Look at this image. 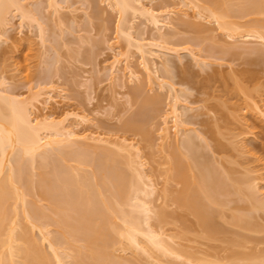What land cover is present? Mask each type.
Returning <instances> with one entry per match:
<instances>
[{
  "label": "bare ground",
  "instance_id": "obj_1",
  "mask_svg": "<svg viewBox=\"0 0 264 264\" xmlns=\"http://www.w3.org/2000/svg\"><path fill=\"white\" fill-rule=\"evenodd\" d=\"M27 1H29V0H27ZM48 1H49L48 2L49 6L54 5V6H52L54 8L53 11H58V9H57L58 8L57 7L58 2L56 3L57 0H48ZM106 1H108L110 7L112 6L114 8V11L117 10V12L119 13L118 24L116 23L117 24V29H116L117 33L116 34H118L117 36L119 38L123 37L122 39H126L124 41H128L127 45H129L130 47L131 46L136 47V51H138V53L141 56L140 59H143L141 62H143V64H142L143 65V71L146 75L145 80L149 84L153 83V85H154V83H155L154 81H156V77H158L157 75H155L156 74L155 70L157 69V67H156V69L154 67V66H156V64H155L156 62H155L154 58L152 57V62L150 60L151 56L154 53V50L151 51V47L148 48V46H149V44H150V46H154V47L155 46L161 47L162 45H159L157 43V41L153 42L149 39L147 41V38L145 39L143 36L139 37V38L137 36L134 37L133 32H136V31H133V29H135L136 26L134 27V25H135V24H133L134 19L131 20V18L132 17L135 18V16H139V14H142V15L146 14L147 15L146 19H148L147 21H150V24L152 23L153 26L157 29L156 30L158 32L157 34H159L157 38L163 39V38H167V36L165 37V35H164V33L166 31L164 33H162L160 31L162 28L161 26H163V25L165 26L166 24H168V22L165 24V21H163V18L165 16V14L166 15L169 14L171 12V10L170 9H166V10L164 9L163 12L159 13L153 9L152 5H151V7L146 6L144 3L145 2L144 0H106ZM150 1L151 0H149L147 2H150ZM185 1H187V0H185ZM198 1H202V3L204 1V4L202 5V4H198L196 2H193V3H195L193 6H195L198 9L199 6L202 5L201 8L207 10V11H205V10H203V11L208 12V16L211 17V19L212 18L214 19L213 21H215L217 23L216 25H218V28L227 32V34L230 37H234V36L236 37L238 35L241 37H246V38L248 37L249 39H251L250 37H252V38L254 37V39L261 40L264 43V30H263L264 29V17L263 18L260 17L261 16L260 13H262V16L264 15L263 14L264 13V0H237V1L235 0L236 2L239 3L238 8L240 11L238 10L237 5H236L235 1H233V0H198ZM32 2H35V1H32ZM30 3L29 4L26 3V0H0V40L2 38H4L2 36H4L5 31L9 27V23H12V20L10 21L9 17L11 16L12 18H14L12 15H14L15 12L20 15V18L22 19V21H24V23L26 20V22L29 21L30 24L37 25L40 28V30H39L40 34L42 32L41 37L43 38V36H44V39H42V40H44V41H45V39L48 40V38H45L46 37L45 32H44L45 35H43V30H44L43 27H45L46 23L44 25H43L44 22L41 23L43 21L42 20L43 17H41L43 14L41 15L40 13L42 11L36 12V11H39L40 8L36 9V7H34L35 8L34 9L33 6H31L32 4L30 5ZM29 6L32 8H29ZM49 6H47V7L49 8ZM96 7H98V6H96ZM187 9H185V10H187ZM233 9H235L237 12L234 11ZM231 10H233L236 13H239L238 15L241 14L240 16L249 15L250 17H252L253 15H251V14H254L255 16L258 15L259 19L260 18H262V19H260V22H259L258 18L255 19L256 17H252L255 19V22L254 23L250 22L251 24L247 23V25H245V26H247V28L244 29L242 24H240V21H238L237 18H233L237 14H235L234 12L232 13ZM197 11L199 14L200 13L202 14V9L197 10ZM37 13H39V14H37ZM59 13H60V11H59ZM186 13H188V12L186 11ZM194 13H195V11H194ZM50 14H51V12H50ZM199 14H197V15H199ZM39 15H41L40 16L41 18H39ZM128 15L129 16L131 15V17H129ZM180 15H181V13H180ZM161 16H163V18ZM204 16L208 17L207 15H204ZM237 16H235V17H237ZM186 17H188V16H186ZM57 18L60 22H62V23L64 22V21H62L63 19L62 20L60 19L61 15H60V18H59V16ZM252 18H251V20H252ZM166 19H167V17H166ZM254 19L252 21H254ZM164 20H165V18H164ZM257 20H258V22H257ZM180 21H182V23L184 22V23H188V24L191 22V21L190 22L186 21V19H183ZM236 21H237V23H234ZM192 23L195 24V27L201 26L199 24L196 25V23H194V22H192ZM174 24H176V23H174ZM60 25H61V23H59V26ZM189 25H191V24H189ZM248 26H249V28H248ZM154 27H152V28H154ZM174 32H176V31H174ZM166 33H168V32H166ZM140 34H142V33H140ZM170 35H172V34H170ZM170 35H169V37H170ZM229 36H228V38H229ZM174 37H176V36H174ZM79 39H80V37H79ZM82 39H84V38H82ZM89 39L90 38H88V40ZM241 39H243V38H241ZM166 40H169V39H166ZM257 40H256V42H257ZM235 41H237V40H235ZM256 42H255V44H256ZM164 43L165 42H163V45H168V43L167 44L166 43L164 44ZM240 43H241V41H240ZM247 44H249V43H247ZM260 44H262V43H260ZM111 45L113 46V44H111ZM171 45L172 44H169L168 46H170V47L166 46V48L171 49ZM250 45H252V44H250ZM217 46H219V44ZM257 46L254 47L256 49L251 48V50L253 49L254 52H256V54H257V51L259 50V48ZM164 47L162 46L161 48H164ZM173 47H175V46L173 45ZM259 47H261V46H259ZM129 48H127V49H129ZM182 48H185V46ZM223 48L224 47L222 46V49ZM229 48H231V47H229ZM236 48H237V46H236ZM257 48H258V50H257ZM173 49L175 50V48H173ZM174 50H170V51L173 52ZM180 50L181 49L175 50L176 53H178V55H179V52H177V51H180ZM236 50H239V49H236ZM260 50L261 51H258V52H262V48H260ZM189 51L191 52V50H189ZM249 51H250V49H249ZM121 53L122 52L118 51V54H121ZM127 53L129 54V52L126 51V54ZM223 53H225V51ZM250 53H251V51H250ZM126 54H125V56H126ZM155 54L157 55L156 52H155ZM258 54H260V53H258ZM263 54H264V51L262 52V55ZM128 56L130 57V55H128ZM167 56H165V59ZM155 57H157V56H155ZM195 57L197 59V56L194 55V58ZM180 59H181V57H180ZM196 59H193V60L195 61ZM130 60H131V57H130ZM148 60H150V62ZM153 60H154L155 65L152 64ZM166 60H165V63H166ZM178 60H179V58H178ZM120 61H122V60L119 59L118 57L116 58V55H115L114 59L110 62L111 64L109 65L110 66L109 68H111L113 70V73L116 74V75L114 74V76H113V74H111V75L114 78H116L117 76H118V78L119 77L121 78L123 75H124L123 77H125V74H127V75L129 74L131 79L133 77H135L136 73L134 74V72H137V71H135V69L133 67H130L133 64L132 65L129 64V62H130L129 59L126 57L124 60L125 64L123 65V67H122V65H120L119 66L120 68H119L118 65H119ZM160 61H161V58H160ZM182 62H183V59H182L181 63ZM196 62L199 63L200 61H196ZM160 64H162V62ZM167 64H168V62H167ZM166 65H163L165 70L168 69V67H169V66L167 67ZM174 65H175V63H174ZM176 65L178 66L179 64H176ZM49 66H50V64H49ZM165 66L167 68H165ZM202 66H204V65H202ZM23 68H24V66H23ZM132 68H133V70H132ZM169 68H171V67H169ZM49 69L51 70V68L49 67L47 69V71ZM50 70H49V72H47L48 74L50 73ZM117 71L122 72V73L117 75ZM110 72H112V71L110 70ZM126 72H128V73H126ZM166 72H168V74H169L170 71L166 70ZM145 75H144V77H145ZM170 75H171V73H170ZM160 76H161V74H160ZM123 77H122V79H123ZM165 77H167V76H165ZM4 79L7 80L6 78H4ZM4 79H2V78L0 79V264H129V263L130 264H138L139 263L138 261H137L138 263H136V262L134 263L132 259L130 262L129 257H128L127 261H124V262L119 260L120 258L119 259L116 258V257L121 256L118 254H117L118 255L117 256L116 252L114 253L115 246L117 247V245H119V246L121 245V248L124 250L126 247H129V248L133 247V249H136L134 251L138 250L139 255L143 253V256L146 255L147 257H150V259L153 258L155 262H156L155 259H157V258L163 259V258H169V257H170L169 258L170 260H172L171 257L175 258V260H179V261L181 260V262H179L178 264H180V263L183 264V263H187V262L189 264H190V262H191V264L192 263L195 264L196 262L198 263V261L202 262V263H203V261H207V259H204L203 256H201V255H200V257H202V258H197V256H199L198 254H196L197 256L194 254V252L191 254L190 252H192V251H188L185 248H182L183 246H181V247L178 246L179 248L176 245L174 246L173 243L175 241L173 242V238L175 236H171L170 233L168 234L167 231H165V227L164 228L162 227L164 225L163 221L166 220L164 217H165V213L167 214V212L164 213V211H162V209L164 210L165 208H160L161 210L156 209L157 206L155 207L156 204L153 203V201L160 194L159 188H158V186L156 187L157 184L154 181L155 179H153L152 174L150 175V174H148L149 172L148 173L145 172L146 169L144 170V165L146 163H145V161L143 162L141 160V158H142V155H140L141 152L140 153L138 152L139 150L136 149L134 143H128V140H125L127 138H125L124 140L121 139V141L124 142V144L120 143V140L117 143L118 140L116 141V139L118 137L115 139H112L111 137L109 138L108 136H104L103 133L94 132V129H93V132L91 130H89V132H87L85 130V131L79 133V131H77L75 129L76 128L75 125H77L78 123H81V122L87 123V121H90L91 118L88 120L89 117L84 112L83 113H78V111L74 112L73 109H72L73 111H71L69 109H64V110L62 109V111H60L61 113L60 112L56 113L57 111L55 112L54 110L53 111L49 110V112L42 115V117L40 116V118L38 116H37L38 117L37 118L35 115H34L35 116L34 117L33 111H34V108L37 107V103L42 104V103L46 102V104H47L51 99L52 100L54 99L53 96L50 95L51 93H48L49 90L47 91V93L45 92L46 90L44 92L42 91L43 93L47 94L43 97H42L41 91H35L32 93L30 92L31 96L30 95L23 96L21 93L14 94V93H11V91L9 89L8 90L5 89L6 83H5ZM29 79H30V77H29ZM125 79H124V81H125ZM163 80H164V78H163ZM164 83H167V82L162 81V83H160L161 86H163L162 84H164ZM167 84H169V86H167L169 89V90L167 89L168 91H170V92L175 91L173 95L169 94L170 96H172L171 97L172 103L170 106L171 108L168 107V108H170L169 113L172 114V116H171V118L173 117L172 123H174L173 126L175 128V131L173 133L174 134V136H173L174 140L173 141L175 142V144L179 148H182V149L184 148L183 150L186 149L185 150L186 152L185 151L183 152V150L181 149V151L183 153H185V155L182 156L183 153L180 151V149L176 150V149H178V147L175 150L173 148V150L175 152L172 151L173 155L170 153L172 156L169 155V157L171 156V158H169V160H168L171 163V166H169V169L165 168L167 170V172L165 171L167 179L171 177L173 179H178L179 182L182 181L181 185H183V187L181 189L178 188V189H180V191L176 189V191H179V192H177V194L174 195V197H173L174 201H176V203H178V204L184 205L185 206L184 208L187 207L188 210L193 211L195 213V215L197 216V217H195V218H197L196 219V221L198 222L197 225H199L202 228V231H204L203 233L205 235L207 234L209 237H213L215 234L217 235L219 232L228 231V230H226L227 225L220 222L219 219L217 218V220L220 223H222L220 225V223L218 221H216V217L217 216L219 217V215L221 216L223 208L225 207L224 205L228 203L227 202L228 200L232 199L231 198L232 196H230V198L226 197L228 199L226 201V198H224L223 196L235 194L234 195L235 198H236V196H237V198L239 197L240 200L238 199V201L239 202L242 201L243 204H245V206L240 205V207H239V204H238V206L237 205L236 206L240 209V211H241V209H243L245 211L239 212L238 209L235 211L233 210L234 212L232 213V215L229 212V217L230 216L231 217L228 219H230L231 223H233V226L237 225L239 228H242V229L244 228L243 230H245V231L249 230V231L253 232L252 229L254 230L257 226L260 225L259 223H257V221H255V220H257V217H259L256 214H258L260 211H261V213L264 212V189H263L264 184H262V181L264 180V176L262 175V173H263L262 171H264V170H262L260 167L259 168L256 167L257 169L256 168L253 169L254 167L252 168L249 166L250 168H248V165L246 163H245L246 164L245 166L242 165V169L244 167V170H243L244 172L241 171L239 173L234 172L233 168H235V167L232 166L233 168H230L229 166H227L228 165V164L226 165L227 162L224 164V165H226V166H224L226 168H224V169L221 168L222 170H219V168L216 166V164L213 165L214 163L212 164V166H210V164H208L210 162L209 161L210 156L209 157L206 156L205 155L206 152L202 153L203 152L202 148H201L202 151L199 150L201 143L198 142L199 141L198 138H197L198 139V141H197L196 137H198V135H199V137H201V135H200L201 133L200 134L198 133V132H200V130L196 129L197 131L199 130L196 133V130L194 131L193 128L186 126L187 123L190 121H188L187 117H183V116H185L184 115L185 113L183 114V112L187 111L189 107L185 106L186 103H184V105L180 106V101H181L180 96L181 95L179 94L180 95L179 96L178 93H176L181 88L178 90L175 86V83L174 84L173 83H167ZM119 85H120V83H119ZM149 86L150 85H148V87ZM41 90H43V88ZM52 90H53V88H52ZM8 91H10V92H8ZM58 93H60V92H58ZM54 94H56V93H54ZM151 97H153V95L150 97H147V95L143 96L142 102L140 103L141 108H148L150 106L148 104L149 106L146 107L147 103H149V101H151L153 99ZM41 99L43 100V102H41L42 101ZM154 100H156V97ZM157 100H159V99L157 98ZM55 102H58V100H55ZM152 102L154 103L153 100H152ZM152 102H150V103L152 104ZM253 102H255V103H253V105L255 107L259 106V105H257L258 103L256 102V100L255 101L253 100ZM50 103H51V101H50ZM155 104H156V102H155ZM180 107H182V109ZM256 108L260 109L257 111L261 112L260 113V114H262L261 117L264 116V110L261 107H256ZM153 109H155V105H154ZM183 109L184 110L187 109V110L184 111ZM144 110L145 109L141 110L140 112H142ZM143 114L145 115V113H143ZM139 115H142V114H139ZM69 116L71 118L75 117V121H74V118H72L74 122L73 121L68 122ZM133 118H135V117H133ZM183 118H186V119H183ZM191 118H193V116ZM261 120H262V118H261ZM133 121H132L133 123L131 121L130 122L128 121L129 126L127 125V128L132 129L131 127L136 126L135 129L137 128V130H138L139 127H142L143 124L141 122H143V121L138 122V125L141 123V126L140 125L138 126L137 123H135L136 122L135 120H133ZM215 121H216V119H215ZM215 121H214V126L216 124L218 125V123H216ZM75 122H77V124H75ZM164 122L166 124L164 123V126L161 128L162 129L161 132L163 131L162 134L164 136L162 134L161 135H162V138L164 137L163 139L168 140V142H169L168 138H170V137L172 138V136H171L172 134L170 133V131H172L173 128H172V130L171 129L169 130L168 127L170 125L167 126V121L164 120ZM209 123H207V124H209ZM211 124L212 123H210V125ZM247 125H248V123H247ZM88 126L86 128H88ZM211 126H213V125H211ZM215 128L216 127H214L213 130L217 131V129H218L219 134L222 133L221 130H219V128H216V129ZM246 128H244V129H246ZM78 130H81V129H78ZM205 130H203V131H205ZM247 130H248V128L246 129L245 132H247V134H248L251 130H250V128H249V131H247ZM209 132H210V130L206 133V135L209 134ZM243 132H244V130H243ZM142 133H143V131H142ZM193 133H195V134H193ZM241 133L242 132H240L239 134H241ZM250 133H252V132H250ZM219 134L217 133V135H219ZM217 135H215V136L217 137ZM231 136H232V134H231ZM233 136L234 137L236 136V138L239 137L236 134ZM242 136H244V134ZM247 136H245L246 141H248L250 139V138L247 139ZM205 137H207V136H205ZM222 137L226 138V137H224V135ZM202 138L204 139V137H202ZM111 139L115 141V143H114V141H111L110 142L111 144H113V145L115 144L119 147L122 145L120 147V150L122 151V153H120V150L118 149L119 147H117V149L116 148H110L112 146L109 145L110 146L109 148L112 150H110L108 147L105 148V145L103 144V142H105V144H106ZM230 139H233V138H230ZM84 140H85V142H83ZM219 140H220V138L216 139V141H218V142L215 143V141H214V143L215 144L218 143L220 145H222V143H225V142L220 143L221 140L220 141ZM77 141H78V144H77ZM88 141L91 145L86 143ZM230 141L231 140H229V142ZM70 142H72V145L70 146V148L68 146H67L68 148H66V145ZM74 142H75V145L77 144L76 147L74 145ZM92 142L93 143L97 142L96 145L98 143H101L99 145H104V146L98 147V150L99 149L102 150V151L100 150L102 153L98 152L101 154V155H98V162H97L98 166H96L97 169H95L96 172H94V173L91 169L89 170V168H88L87 170L90 171V175H89V171L86 170V167L83 168L82 164H86V162L88 163L87 159L93 154H91L90 156L88 155V157H86L87 156L86 154L89 153L90 151L85 153V151H86V147H85L84 152H82V150H81L82 154L77 153L76 156L75 155L73 156L74 150H72V149H74L73 147H75L77 149V146H78V148L83 149V147L82 148L79 147L82 145V143H84L82 146H84L85 143H86L85 146H87V145L92 146V144H93ZM208 142L211 143V140H208ZM234 142H236V141H234ZM197 143L199 144L198 145L199 147H197ZM231 143H232V141H231ZM237 143H241L242 145L246 146L245 140H243L242 142H237ZM237 143L234 145L230 144V146L233 145L232 149L233 148L235 149V145L237 146ZM248 143H249V141H248ZM171 144H172V141H171ZM179 145H181V146H179ZM220 145L219 146L217 145L218 148L220 147ZM225 145H226V147L228 146L227 144H224L220 147L219 150L225 149ZM242 145H240V146H242ZM248 145L249 144H247V146ZM253 145H254V143H253ZM123 146H125V147H123ZM214 146H215L214 147V150H215L216 145H214ZM244 146H242L241 148H239V146H238V148L242 150V151L241 150L238 151L240 153V156L242 155L241 152L243 153V151L245 149V148H243ZM247 146H246V149H248V153H249V151H250L249 146L250 145L248 146V148H247ZM250 147H252V146H250ZM126 148H128V149L129 148L130 149L135 148L137 151L135 149L134 150L136 151L137 154L135 153V156H134L133 155L134 153L131 151H128ZM254 148L252 147L253 151H254ZM261 148H259V149H261ZM66 149H69L73 152H70L69 150H66ZM124 150H125V152H123ZM54 151H57V153L59 151L61 155H65V157H64L65 159L61 156H60V158L62 160L57 158V160H60L61 163H60V161L58 162L57 160L56 161L53 159L51 160V158H53L51 156H53V155L59 156L57 154H54L53 153ZM210 151H212V150H210ZM234 151L237 152V149H235ZM67 152L68 153L70 152V153L68 154ZM245 152H246V150H245ZM251 152L252 151H250V153ZM64 153H66V154H64ZM71 153H72V155H70ZM123 153H124V155H123ZM125 153L127 155H125ZM67 154L69 155L68 159L66 157ZM129 154L131 156H134V158H132ZM214 154H212L213 157L217 156L216 153H214ZM247 154H244V155H247ZM47 155L50 156L49 159L47 158V160H49V161L44 159L45 157H48ZM139 155L141 156V158ZM221 156L222 155L220 154V158L217 157L219 159V161L223 157V156L222 157ZM229 156H231V155H229ZM138 157H139V159L137 160L136 158H138ZM70 158L77 161V165L75 163H73V164H75L76 167H74L73 164L68 163L69 164L68 165L65 163ZM90 158H89V161H90ZM183 158H185L186 161L183 160ZM256 158H257V156H256ZM50 160H51V162H50ZM64 160H66V161H64ZM92 160H94V155H93V159H91V161ZM221 160L226 161L225 156ZM236 160H237V158H236ZM255 160L256 159L254 158L253 161H255ZM258 160H259V158H258ZM45 161H46V163L48 162V164H45L44 163ZM69 161L72 162L71 159ZM227 161L229 164L235 163V158H234V162L231 159H229ZM244 161H246V160H244ZM49 162L51 164H53L54 162L55 163L58 162L57 165L60 163L61 166H60V164L58 166H60L61 168L63 167L64 163H65L64 164L65 168L67 166H70V167L73 166V167H71V168L68 167L69 169L68 168L65 169L63 167L64 170L63 169L61 170L63 172L59 173L60 168L57 167L55 165V163H54V166L51 165L52 168H49L51 166H48V167H46L48 169H44L45 168L44 166L49 165ZM62 162H64V163H62ZM238 162H240V161H238ZM241 162H243V161L241 160ZM170 163H168V164H170ZM215 163H218V165L220 164L217 160ZM36 164H37V166H36ZM38 164L42 168L41 169L39 167L41 169V171H40V169H38L39 174L35 173V172H38V170H35V172L33 170L34 167H38ZM221 165H220V167H223ZM233 165H237V164H233ZM191 166L192 167L194 166V168L198 167V169H197L198 171L195 170L197 173L196 174L194 173L195 175H191V177L194 176L193 180H191L192 178L189 179L190 177H187L188 173H186L187 171H189V170L186 171V169L187 168L190 169ZM256 166H259V164H257ZM54 167H56V170H54L55 169ZM215 167H216V169H215ZM227 167H229V169H227ZM245 167H246V169H245ZM72 169L73 170L79 169L80 171L79 170L73 171ZM230 169H233V171ZM263 169H264V166H263ZM83 170H84V172H83ZM259 170H260V172H259ZM195 171H193V172H195ZM235 171H237V169ZM163 173H164V171H163ZM93 174H94V178H93ZM167 174L170 177H168ZM35 175L38 177L35 178L36 177ZM175 176H176V178H174ZM90 177L93 179H91ZM178 177H180V178H178ZM157 188H158L157 192L159 194L157 193V196L155 195L154 199L152 200V198H151L152 193H154ZM167 189L168 188H166V190ZM163 191H165V190L163 189ZM169 191H170V189H169ZM161 193L163 195V192H161ZM166 193H167V191H166ZM170 193H169V195H171ZM34 196L38 197V198L40 197L41 200L46 199V202H48L47 204H49V205L47 206V204H45V205L43 203L42 204L44 205V207L47 206V208L46 209L44 207L41 208V205H40L41 203H39L40 206L38 207L35 200H34ZM163 198H165V197H163ZM237 198L235 200H237ZM37 200L39 201V199H37ZM167 200H168V198H167ZM233 200H231V201H233ZM225 201H226V203H225ZM236 202L234 203V208L236 207L235 206ZM242 202H241V204H242ZM178 204H176V205H178ZM232 205H230V207ZM158 207H161V206H158ZM226 207H228V206H226ZM220 208H222V211L219 210ZM226 211H228V210H226ZM230 211H232L231 208H230ZM193 212H191V213H193ZM262 215H264V214H262ZM224 216H226V215H224ZM224 216L220 217L221 218L220 220H223L222 218ZM261 217L263 218V216H261ZM154 218H156V219L158 218L160 223L163 222L162 223L163 225L162 224L160 225L159 222L158 223L155 222L153 224V222L155 221ZM152 219H153V221H152ZM223 222H225V220H223ZM53 224H54V226L56 225L55 226V227H57L56 230H55V228L50 229V228H52ZM156 224H159V226H155ZM228 224H229V222H228ZM50 225H52V226H50ZM223 225H225V227ZM230 225H232V224H230ZM263 226H264V223H263ZM227 227H229V226H227ZM229 230H230V227H229ZM237 230H241V229H237ZM263 230H264V228H263ZM55 231H57L61 236L57 232L56 233L58 235H56ZM50 232H52L54 235H52ZM234 232H236V234H237V231H234ZM241 232H243V231H241ZM256 232H258V231H256ZM38 233L40 235V239H37L38 237H36V235ZM236 234H234V235H236ZM249 234H251V233H249ZM172 235H174V234H172ZM222 235H224V234H222ZM227 235H228V233H227ZM234 235H233V238H234ZM231 236H229V237H231ZM237 236H238V239H240V238H242V239L243 238L244 239L250 238L251 239V237L249 235L239 234V232H238ZM254 239H256V236L254 237ZM39 240H40V242H39ZM247 240L250 241L249 239H247ZM247 240H245V241H247ZM253 240H251V241H253ZM74 241H76V242L80 241L81 244H78ZM237 242L238 241H236L235 238L234 239L231 238V241H229V243H232V244L234 243L235 246L244 243V242H241V243H237ZM44 243L50 252H47L48 249H46V247L44 248ZM75 243L78 245H76ZM175 243H177V242H175ZM110 248H113V250H111ZM129 248H126V250ZM180 248L184 249V251H182V249H180ZM133 249L131 248V250H133ZM187 251L189 252V254ZM242 253H244V254H242ZM242 253H241V256H240V253H238V256L236 253L234 255V257L232 254L231 258L228 256L229 258L228 257L227 258L230 260L228 261V259H227L228 263L227 262H225V263L226 264H229V263L234 264L235 263L234 261L237 258L236 260L239 259L240 263H241V261L244 260L245 263H243V264H251L255 260H257L258 262L260 261L259 264H264V257H263L264 251H263V253H262V251H261V253L259 251H256V253H260V254H256L255 252H254V254L253 253L252 254L251 253L245 254L244 251ZM124 255L125 254L122 255V258ZM161 255H163L164 257ZM194 255L197 259L194 257ZM261 255H263V256L261 257ZM165 256H168V257H165ZM130 257H132V256H130ZM132 258H135V257H132ZM193 258H195L196 260ZM144 259L147 260V258H144ZM240 259H241V261H240ZM163 260H165V259H163ZM159 261H161V260H158L156 263L159 264L158 263ZM216 262L219 263V261H216ZM171 263H175V262L171 261ZM162 264H163V262H162ZM220 264H222L221 261H220Z\"/></svg>",
  "mask_w": 264,
  "mask_h": 264
},
{
  "label": "rangeland",
  "instance_id": "obj_2",
  "mask_svg": "<svg viewBox=\"0 0 264 264\" xmlns=\"http://www.w3.org/2000/svg\"><path fill=\"white\" fill-rule=\"evenodd\" d=\"M32 1H35V2H32ZM144 1H145L144 3L146 6L151 7V5H152L153 9L159 13L163 12L164 9L165 10L166 9L171 10V12H170L171 14L169 13L167 15L165 14V16L163 15L165 20H164L163 16H161L163 18V21H165V24L168 22V24H166L165 26L164 25L161 26L162 28L160 31L162 33H164L165 31L168 32V33L165 32L167 35L164 33L165 37L167 36V38H163V39H161L160 37H159L160 39L157 38L159 35V34H157L158 33L156 31L157 29L153 26L152 23L150 24V21H147L148 19H146L147 18L146 14H143V15L139 14V16H135V18H133V17L131 18V20L134 19L133 20V24H135L134 27L136 26L135 29H133V31H136V32L132 31L134 37L137 36L139 38V37L143 36L145 39L147 38V41H148V39L153 41V42L157 41V43L159 45H162L163 47L165 46L164 48H161L162 46L161 47L150 46V44L148 46V48L151 47V51L154 50L153 55L155 54V52L157 53V55L156 54L154 56L152 55L150 60L152 62V57L154 58V60L156 62L155 63L156 66H154V67H155V69L157 67V69L155 70L156 74L155 73L154 74L157 75L161 80L158 77H156V81H154L155 82L154 85H153V83L149 84L145 80L146 75L143 71V65H142L143 62H141L143 59H140L141 56L138 53V51H136V47H133V46L130 47L129 45H127L128 41H124L126 39H122L123 37L119 38L117 36L118 34H116L117 33L116 29H117V24H118V19H119V13L117 12V10L114 11V8L112 6L110 7L108 1H106V0H85V1L84 0H57L56 3L58 2L57 3L58 11H53L54 8L52 6H54V5L49 6L48 0H38V1L37 0H29V1L26 0V3H28V4L31 2L30 5L32 4L31 6H33V8L34 7H36V9L40 8V10L36 11V12L42 11L40 14L41 15L43 14V15L42 16L39 15V18L43 17L42 18L43 21L41 22V23L44 22L43 25L45 23L47 24V25L45 24V27H43V29H44L43 35H45L44 34V32H45L46 33L45 38H48V40L47 39H45V41L42 40V39H44V36H43V38L41 37L42 32L40 34V31H39L40 28L37 25L30 24L29 21L26 22V20L24 23V21H22V19L20 18V15L17 14L16 12L14 15H12L14 18H12L10 16L9 18H10V21L12 20V23H9V27L7 26L8 28L5 31L4 36H2L4 38H2L0 40V79L1 78L7 79V80L4 79V81L6 83L5 89H7V90L9 89L11 91V93H14V94L21 93L23 96H26V95L31 96L30 92L31 93L35 92V91H41V92L43 91L44 92L46 90L45 92L47 93V91L49 90L48 93H51L50 95H52L54 98L53 100L52 99L50 100L52 104L50 103V101L47 104H46V102L42 103L43 105L41 103H37V107L34 108V111H33V116L35 115L36 117L38 116L40 118V116L42 117V115L49 112V110L50 111L54 110L55 112L57 111L56 113H59L60 111H62V109L63 110L69 109L71 111L74 110V112L78 111V113L84 112L86 115H88V117H89L88 120L90 118L91 119H90V121H87V123L81 122V123L77 124V122H75V124H77V125H75L76 126L75 129L77 131H79V133L83 132L85 130L87 132H89V130H91L93 132V129H94V132L103 133L104 136H108L109 138L111 137L112 139H115L118 137L116 139V141L118 140L117 143L120 140V143L124 144V142H122L121 139L124 140L125 138H127L125 140H128V143H134L136 149L139 150L138 152L139 153L141 152L140 155H142V158L139 155L141 160L143 162L145 161V163H146L144 165V170L146 169L145 172H147V173L149 172L148 174H150V175L152 174V177H153V179H155L154 181L157 184L156 187L158 186L159 193L161 194L160 195L157 192L158 188L155 190L154 193H152V197H151L152 200L154 199L155 195L157 196V193L159 194L157 198L155 197L156 199L153 201V203L156 204L155 205V207L157 206L156 209L159 210L160 208H165L164 210L162 209V211H164V213L167 212V214L165 213V217H164L166 219L165 220L166 222L162 220L164 222V223L162 222L164 225L162 223H160L158 218L157 219L154 218L155 221L153 222V224L155 222H157V223L159 222L160 225L161 224L163 225L162 226L163 228L165 227V231H167L168 234L170 233L171 236H175L174 238L172 237L173 242L174 241L177 242V243H175V242L173 243L174 246L175 245L177 247L183 246L182 248H185L188 251H192V252H190L191 254L193 252L195 255L198 254L199 256L196 255L197 258H202V257H200V255H201V256H203L204 259H207V261L202 260L203 263L199 262L197 260L198 263L195 261L196 262L195 264H201V263L202 264H220V261L222 262V264H226L225 262H227V259L229 257L230 258L232 257L231 256L232 254H233V257L236 253H237V256H238V253H240V256H241V253L243 251L245 252V254H248V253L254 254V252L256 253V251H259L260 253L262 251V253H263V251H264V230H263V228H264V226H263L264 215H262V214H264V212L261 213V211H260L259 213L257 212L258 214H256L259 217H257V220H255V221H257V223H259L261 226L260 225L257 226L255 228L256 230L252 229L253 232H251L249 230L245 231V230H243L244 228L243 229L239 228L237 225L233 226V223H231L230 219H228L231 217V216L229 217V212L231 215L237 209L239 212H241V211L244 212L245 210L241 209V211H240V209L237 206H238V204H239V207H240V205L245 206V204H243L242 201H241L242 202V204H241V202L238 201L239 197L237 198V196H236L237 200H235L236 199L234 196L235 194L223 196L224 198H226V197L230 198V196H232L231 200H233L235 198L233 201L228 200L226 198V201L228 200L227 201L228 203L224 205L225 207L223 206L225 208V209L223 208V211L225 213L222 211V208H220L219 210L222 211V214H221V216L219 215V217L218 216L216 217V221H218L217 220V218H218L220 222H222L225 225L230 227V230H229V227L226 226V228H227L226 230H228V231H226V230L225 231L228 233V235L226 232H219L218 233L219 235L215 234L213 237H209L207 234H206L207 235L206 236L203 233L204 231H202V228L199 225H197L198 222L196 221L197 218H195V217H197V216L195 215V213L193 211L188 210L187 207L184 208L185 207L184 205L176 203V201H174V199H173L174 195H176L177 192H179L180 189L183 187V185H181L182 181L180 180L181 182H179L178 179H173L168 174L167 175L170 178L167 179V176L165 173L167 172L166 169H169V166H171V163L168 160L173 155L172 151H174L178 147L175 144V142L173 141L174 140L173 139V136H174L173 133L175 131V128L173 126L174 123H172L173 122V119H172L173 117L171 118L172 114L169 113L170 108H171L170 106L172 103L171 102L172 96H170L169 94L173 95L175 91L174 92L168 91L169 89L167 86H169V84H167V83H173V84L175 83V86L178 90L181 88L176 93H178V95L179 94L181 95V96L179 95L180 99H181L180 106H182V105H184V103H186L185 106L189 107L188 110L185 109L187 111H185L183 109L185 111V112H183V114L185 113L184 114L185 116H183V117H187L188 121H190L187 123L186 126L193 128L194 131L196 129L200 130V132H198L199 130L198 131L196 130V133L197 132L199 134L201 133L200 134L201 137H199L198 134H197L198 137H196V139L197 138L199 139V141H198V139H197V141L201 143L199 150H201V148H202V150H203L202 153L206 152L205 155L208 157L210 156L209 157L210 162L208 163V164H210V166H212V164L214 163L213 165L216 164V166L219 168V170H222V169L226 168L224 166H226L228 164L227 166H229L230 168L235 167L237 169V171H235L236 169L233 168L234 172H238V173L241 171L244 172L243 171L244 167L242 169V165L245 166L246 164L248 165V168L254 167L253 169H255L256 167H258V168L260 167L262 170H264L263 169V166H264V164H263L264 163V149H263L264 148V145H263L264 144V116L261 117V115H262V114H260L261 112L257 111L260 109L256 108V107H261L264 110V56H263L264 54L262 55V52L264 51V46H263L264 43L261 40L254 39V37L253 38L250 37L251 39H249L248 37L247 38L241 37L239 35L236 37L235 36L230 37L227 34V32L218 28V25H216L217 23L215 21H213L214 19L213 18L211 19V17L208 16V12H205L207 10L201 8L202 5L204 4V1H203V3H202V1H198V0H187V1H185V0H151L150 1L151 3L147 2L149 0H144ZM233 1H235V0H233ZM236 1H235V3H236L237 8H238L239 3ZM193 2H196L198 4H202L201 6H199L200 9L199 8L197 9L195 6H193L195 4ZM47 6H49V8ZM96 6H98V7H96ZM29 8H32V7L29 6ZM195 8L197 10L202 9V14L201 13L199 14ZM185 9H187V10H185ZM235 9H233V10L236 11L237 9L236 10ZM203 10H205V11H203ZM233 10H231L232 13L234 12ZM238 10H239V8H238ZM59 11H60V13H59ZM186 11L188 13H186ZM194 11H195V13H194ZM50 12H51V14H50ZM236 12H234V13L237 15L240 13V12L239 13H236ZM58 13L61 15V18H60V15ZM180 13H181V15H180ZM37 14H39V13H37ZM197 14H199V15H197ZM260 14H261L260 17L263 18L264 15L262 16V13H260ZM57 15L59 16V18L61 20L63 19L62 20V21H64L63 23L58 20ZM204 15H207L209 18L205 17ZM237 15H235V16H237ZM240 15H238L237 17L234 16L233 18H237L238 21H240V24H242L244 29L247 28V26H245V25H247V23L248 24L250 22L254 23L255 19H257V18L259 19L258 15L255 16L254 14H251V15H253L252 17H256L255 19L250 17L249 15H245V16H240ZM186 16H188L189 18ZM129 17H131V15ZM166 17H167V19H166ZM182 18L186 19V21H188V22L191 21L189 23L191 25H189L188 23H184V22L182 23V21H180V20H183ZM251 18H252V20L254 19V21H252ZM262 18H260V19H262ZM260 19H259V22H260ZM58 22L61 23L60 26H59ZM192 22L196 23V25L199 24L201 26L195 27V24H193ZM257 22H258V20H257ZM174 23H176V24H174ZM234 23H237V21ZM152 27H154L155 29ZM248 28H249V26H248ZM174 31H176V32H174ZM140 33H142V34H140ZM170 34H172V35H170ZM169 35H170V37H169ZM174 36H176V37H174ZM228 36H229V38H228ZM79 37H80V39H79ZM81 37L84 39H82ZM88 38H90V39L88 40ZM241 38H243V39H241ZM166 39H169V40H166ZM235 40H237V41H235ZM256 40H257V42H256ZM240 41H241V43H240ZM163 42H165L166 44L168 43V45L172 44L171 49L166 48V46L167 47H170V46L163 45ZM255 42H256V44H255ZM247 43H249V44H247ZM260 43H262L263 45ZM111 44H113V46ZM218 44H219V46H217ZM250 44H252V45H250ZM173 45L175 47H173ZM184 46H185V48H182ZM222 46L224 47L223 49H222ZM236 46H237V48H236ZM256 46L259 48V50L257 48L258 51H261L260 48H262V52H258L256 50L257 51V54H256V52H254L253 49L251 50V48H254ZM259 46H261V47H259ZM229 47H231V48H229ZM127 48H129V49H127ZM173 48H175V50L181 49L180 51H177V52H179V55H178V53H176V51ZM248 48L250 49L251 53H250ZM236 49H239V50L241 49V50L239 51ZM254 49H256V48H254ZM170 50H174V51L172 52ZM189 50H191L192 53ZM223 50L225 51V53H223L224 52ZM118 51H120L122 53L118 54ZM126 51L129 52V54L128 53L126 54ZM124 53L126 54V56ZM258 53H260V54H258ZM115 55H116V58L118 57L119 59L122 60L119 62L118 67L120 65H122V67H123V65L125 64L124 60L127 57L130 61L129 64L130 65L133 64L130 67H133L135 69V71H137V72H134V74L136 73L137 75L135 74V77H133L132 79L130 78L129 74L128 75L125 74V77H123L124 76L123 75L122 76L123 79H122V77L118 78V76L117 77L115 76L116 78H114L113 76L115 73H113V70L111 68H109L110 67L109 65L111 64L110 62L114 59ZM128 55H130L131 60H130V57ZM164 55L165 56L168 55L166 57L167 60L165 59ZM194 55L197 56V59H196V57L194 58ZM155 56H157V57H155ZM180 57H181V59H180ZM160 58H161V61H160ZM178 58H179V60H178ZM182 59H183V62L181 63ZM193 59H196V60L194 61ZM150 60H148V61L150 62ZM154 60H153L152 64H154ZM165 60H166V63H165ZM196 61H200L201 63L200 62L197 63ZM161 62H162V64H160ZM167 62H168V64H167ZM174 63H175V65L176 64H179V65L175 66ZM49 64H50V66H49ZM163 65H166L167 67L168 66L171 67V68L168 67V69H166V70L170 71L169 74H168V72H166ZM202 65H204V66H202ZM23 66H24V68H23ZM48 66L51 68V70L49 69L50 70L49 74L47 73V72H49V70L47 71V69L49 68ZM166 66H165V68H167ZM133 68H132V70H133ZM110 70L112 72H110ZM120 73H122V72L117 71V75H119ZM126 73H128V72H126ZM170 73H171V75H170ZM111 74H113V76ZM160 74H161V76H160ZM144 75H145V77H144ZM165 76H167V77H165ZM29 77H30V79H29ZM163 78H164V80H163ZM124 79H125V81H124ZM162 81H165L167 83H164L165 85L162 84L163 86H161L160 83H162ZM119 83H120V85H119ZM148 85H150V86L148 87ZM42 88H43V90H41ZM52 88H53V90H52ZM10 91H8V92H10ZM43 92H42V97L47 95L46 93H43ZM58 92H60V93H58ZM54 93H56V94H54ZM146 95H147V97H150L153 95V97H151V98H153L152 100L154 101V103L151 100L146 105V107H148L150 105L148 108H141L140 103L142 102L143 96H146ZM155 97H156V100H154ZM157 98L159 100H157ZM252 99L254 101L256 100V102L258 103L257 105H259V106L255 107L253 105V103H255V102H253ZM55 100H58V102H55ZM41 102H43V100ZM150 102H152V104ZM155 102H156V104H155ZM154 105H155V109H153ZM168 107H170V108H168ZM180 108L182 109V107H180ZM143 109H145L147 111V112L145 110L142 111L143 113H145L146 116L142 112H140ZM139 114H142V115H139ZM70 116L68 118V122H72L73 121L72 118H74V121H75V117L71 118ZM192 116H193V118H191ZM133 117H135V118H133ZM261 118H262V120H261ZM183 119H186V118H183ZM215 119H216V121H215ZM133 120L136 121L135 123H137V125H138V122L143 121V122H141L143 124L142 127H139L138 130H137V128L135 129L136 126L131 127L132 129L127 128L128 123L130 121L132 122ZM164 120L167 121V126L170 125L168 127L169 130L170 129L172 130V128H173V130L170 131V133L172 134L171 135L172 138L171 137H170L171 139L168 138L169 142H168V140L163 139L164 137L162 138L163 131L161 132V130H162L161 128L164 126V123H165ZM214 121L216 123H218V125L215 123L217 126L216 125L214 126ZM209 122L212 123L211 125H213L214 127L219 128V130H221L222 133L219 134L218 129H217V131L213 130L214 127L211 126ZM141 123L139 124L140 126H141ZM207 123H209V124H207ZM247 123H248V125H247ZM87 126H88V128H86ZM246 127L248 128L247 131H249V128H250V130H251L250 132H252V133L249 132L248 133L249 135L247 134V132H245L247 129ZM244 128H246V129H244ZM78 129H81V130H78ZM203 130H205V131H203ZM207 130L208 131L210 130V132H209V134L206 135V133L208 132ZM243 130L245 133L243 132ZM142 131H143V133H142ZM240 132H242L244 134V136H242L243 135L242 133L239 134ZM217 133L219 135H217ZM193 134H195V133H193ZM214 134L217 135L218 138ZM231 134H232V136H231ZM235 134L239 137H237V138H236V136L234 137L233 135H235ZM223 135L226 138H223L222 137ZM205 136H207L208 138ZM245 136H247V139L250 138L248 140L249 143H248V141H246ZM202 137H204V139ZM214 137L216 139L220 138V140H221V141L219 140L220 143L225 142V143H222V145L227 144L228 146L226 147V145H225V149L219 150L222 145H220L218 143L215 144L218 141H216V139ZM230 138H233V139H230ZM112 139L108 142L106 141L107 142L106 144H105V142H103V144L105 145V148L106 147L109 148L110 147L109 145L112 146L110 148H116L117 149V147H119L115 144L113 145L110 143L111 141H114ZM228 139L231 140L232 143H231V141L229 142ZM242 139L245 140L246 146H247V144H249L253 148L255 147L254 151H253L252 147H250L248 145L250 151H252L251 152L252 154L250 153V151L248 153V149H246V146L242 145L241 143H237V142H242L243 141ZM208 140H211V143L208 142ZM233 140L236 142H234ZM171 141H172V144H171ZM214 141H215V143H214ZM83 142H85V140ZM86 143L90 144L89 141ZM86 143H85V145H86ZM96 143L97 142H94L92 144V146L94 145L93 147L90 146L91 144L89 145L90 147L88 145L82 146L84 144V143H82V145L80 144L81 146H79V147H81V148L83 147V149L78 148V146H77V149L75 148L76 145L78 144V141H77L76 145L74 142L75 147L72 146L74 148L72 150H74V153H75V154L73 153V156L74 155L76 156L77 153L82 154V152H84V150H85V147H86L85 153L90 151L89 153L86 154L87 156L85 155L86 157H88V155L90 156L91 154L94 155V160H92L93 162L91 161V159H93V155H91L90 156L91 158L89 157L91 162L89 161V158H88L87 159L88 163L86 162V164H82L83 168L86 167V170L89 168V170L91 169L93 171V173L96 172L95 169H97L96 166H98L97 165L98 155H101L98 152L102 151L101 149L98 150V147L104 146V145H99L101 143H98L96 145ZM114 143H115V141H114ZM236 143H237V146L235 145V149H237V152L234 151L235 150L234 148H233L234 150L232 149V146ZM253 143H254V145H253ZM213 144L216 145L215 150H214L215 146ZM230 144H233V145L230 146ZM239 144L244 146L243 148H245L243 153L241 152V154H242L241 156H240V153L238 151L241 150L239 148H241L242 146H240ZM71 145H72V142L68 143L66 145V148H68V147L70 148ZM198 145L199 144L197 143V147H199ZM217 145L218 146L220 145V147L218 148ZM179 146H181V145H179ZM238 146H239V148H238ZM248 146H247V148H248ZM120 147L118 148L119 150H120ZM123 147H125V146H123ZM173 148H174V150H173ZM259 148H261V149H259ZM126 149L128 151L133 152L134 154L133 153L132 154L135 156V153L137 151L135 148H133V149L126 148ZM179 149L181 151L182 148L178 147V149H176V150H179ZM66 150H69V149H66ZM81 150H82V152H81ZM110 150H112V149H110ZM185 150H183V152ZM210 150H212V151H210ZM245 150H246V152H245ZM69 151L73 152L71 150H69ZM123 152H125V150ZM53 153L57 154L59 156L55 155L56 156L55 157L53 155V156H51V157H53V158H51V160L53 159L56 161L57 158L61 159L60 156L63 158L65 157V155H61L59 151H58V153H57V151H54ZM120 153H122L121 150H120ZM214 153H216V155H217V156H214L216 159L212 156V154H214ZM64 154H66V153H64ZM220 154L223 156V157L221 156L222 157L221 159H223L225 156L226 161L223 160L224 161L223 162L221 159L219 161L218 158H220ZM244 154H247V155H244ZM49 155H47L48 157H45L44 159H46V160H47V158L49 159V157H50ZM67 155H66V157L68 159L69 155L68 156ZM70 155H72V153ZM123 155H124V153H123ZM125 155H127V154L125 153ZM169 155H171V156L169 157ZM183 155H185V153H183L182 156ZM229 155H231V156H229ZM134 156H131V157L134 158ZM256 156H257V158H256ZM227 157L229 159H231L233 162H234V158H235V163H231L232 165L229 164L227 161L229 159ZM236 158H237V160H236ZM254 158L256 159L255 161H253ZM258 158H259V160H258ZM70 159L72 162L69 161ZM70 159L67 161L64 160V161H66L65 163L66 164L75 163L77 165L76 160H74L72 158H70ZM136 159L138 160L139 157ZM51 160H50V162H51ZM183 160H185V158H183ZM216 160L219 163L221 161L223 163L221 162L218 165V163H215ZM241 160L243 162H241ZM244 160H246V161H244ZM47 161H49V160H47ZM57 161L59 162L60 160H57ZM238 161H240V162H238ZM50 162H49V165L44 166L45 168L44 167L43 168L48 169L46 167L51 166V165L54 166L55 162L53 164H51ZM58 162H56L55 165L60 168V171H59V173H60V172H63L61 170L63 169L65 163L62 162L64 164H63V167L61 168L60 167L61 161L59 163L60 166H58L59 164L57 165ZM167 162L170 164H168ZM44 163L48 164V162L46 163V161ZM225 163H226V165H224ZM75 164H73L74 167H76ZM233 164H237V165H233ZM257 164H259V166H256ZM220 165L223 167H220ZM36 166H37V164H36ZM73 166H71V167H73ZM39 167H40L39 164H38V167H34V169H33L34 172H35V170H38L41 168V167L40 168ZM68 167L71 168L70 166H67L66 168H68ZM229 167H227V169H229ZM49 168H52V166ZM54 168L53 169L56 170V167H54ZM41 169H40V171H41ZM190 169H188V168L186 169V171L189 170L186 172V173H188L187 177H190L189 179L192 178L191 180H193L194 176L191 177V175H195L197 173L196 171H198L197 170L198 167L194 168V166L193 167L191 166ZM215 169H216V167H215ZM233 169H230V170L233 171ZM245 169H246V167H245ZM74 170H77V169H74ZM84 170H83V172H84ZM89 170H87V171H89ZM260 170H259V172H260ZM163 171H164V173H163ZM193 171H195V172H193ZM262 172H263L262 175L264 176V171H262ZM35 173L39 174V170H38V172H35ZM89 175H90V171H89ZM37 177L38 176H36L35 178H37ZM93 178H94V174H93ZM93 178H91V179H93ZM174 178H176V176ZM178 178H180V177H178ZM263 181H262V184H264ZM166 188H168V189L166 190ZM178 188H180V189H178ZM163 189L165 191H163ZM169 189H170V191H169ZM176 189L179 191H176ZM166 191H167V193H166ZM161 192H163L164 196L162 195ZM169 193L171 195H169ZM35 196H34V200H35L38 207L41 205V208H42V207H44L45 204L48 203V202H46V199L41 200L40 197L38 198ZM163 197H165V198H163ZM166 197L168 198V200ZM36 198L39 199V201ZM226 201H225V203H226ZM234 201L235 202L237 201L235 204V206L237 205L236 206L237 208L235 207L236 209L234 208V203H235ZM39 203H41V204L39 205ZM176 204H178V205H176ZM48 205L49 204H47V206ZM230 205H232L233 207L232 206L230 207ZM47 206H45L44 208L46 209ZM158 206H161V207H158ZM226 206H228V207H226ZM230 208L232 211H230ZM226 210H228V211H226ZM191 212H193V213H191ZM224 215H226V216H224ZM222 216H224L222 219L225 220L226 223L223 222V220H220L221 219L220 217H222ZM261 216H263V218ZM152 221H153V219H152ZM228 222H229V224H228ZM222 223H220V225ZM159 224H156L155 226H159ZM230 224H232V225H230ZM225 225H223V226L225 227ZM50 226H52V225H50ZM55 226L53 224L52 228H50V229L55 228V230H56L57 227H55ZM237 229H241V230H237ZM234 231H237V234ZM241 231H243V232L245 231V232L243 233ZM256 231H258L259 233ZM56 232L57 231H55V233ZM238 232H239V234L249 235L251 237V239L250 238H245V239L240 238L241 240L238 239V236H237ZM50 233L52 235H54L52 232H50ZM57 233H56V235L59 234V233L58 234ZM249 233H251V234H249ZM172 234H174V235H172ZM222 234H224V235H222ZM234 234H236V235H234ZM38 235H39V233L36 235V237H38L37 239H40V235L39 236ZM233 235H234V238L236 239V241H238L237 243H241V242H244V243L239 244V245H237L235 243L237 246H235L234 243L233 244L229 243V241H231V238L234 239ZM229 236H231V237H229ZM255 236H256V239H254ZM247 239H249L250 241H248ZM245 240H247L248 242ZM251 240H253V241H251ZM39 242H40V240H39ZM74 242H76V241H74ZM76 243L81 244L80 241H77ZM78 244H76V245H78ZM118 246L119 245H117V247L115 246L114 253L116 252V255L117 254L121 255L120 257H116V258H118V259L120 258L119 260H121L123 262L127 261L128 257L130 259L129 260L130 262L132 259L134 263L139 262L138 264H157L156 262L158 260L162 261L163 259H165L162 261L163 264H178L179 262H181V260L180 261L175 260V258H173V257H171L172 260L169 259L170 257L169 258H163L164 257L163 255H161V256H163L162 257L163 259L157 258L158 260L155 259L156 260V262H155L153 258L150 259V257H147L146 255H144L145 256L144 257L143 253L139 255L138 250L134 251L136 249H133V247H131L133 250H131V248H129V247H126L129 249L126 250V248H125V250H124L121 248V245L119 247ZM45 247L46 246L44 243V248ZM182 248H180V249H182ZM46 249H48V248L46 247ZM110 249L113 250V248H110ZM182 251H184V249H182ZM47 252H50L49 249L47 250ZM260 253H256V254H260ZM123 254H125L124 255L125 257L123 256V258H122ZM188 254H189V252H188ZM242 254H244V253H242ZM195 255H194V257H195ZM263 255H261V257ZM130 256L135 257V258H132ZM165 257H168V256H165ZM144 258H147V260H145ZM195 258H193V259H195ZM236 259L234 261L235 262L234 264H239L240 263L239 259L238 260H236ZM229 260L230 259H228V261ZM161 261H159L158 263L162 264ZM171 261H173L175 263H171ZM216 261H219V263ZM240 261H241V259H240ZM187 263H183V264H187ZM243 263H245L244 260L241 261L240 264H243ZM259 263H260V261L258 262L257 260H255L251 264H259ZM190 264H191V262H190ZM229 264H231V263H229Z\"/></svg>",
  "mask_w": 264,
  "mask_h": 264
}]
</instances>
